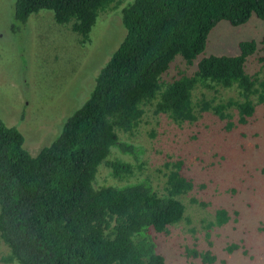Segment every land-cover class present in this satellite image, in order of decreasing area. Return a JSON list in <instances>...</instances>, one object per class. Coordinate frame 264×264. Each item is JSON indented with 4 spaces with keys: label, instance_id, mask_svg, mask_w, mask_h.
Here are the masks:
<instances>
[{
    "label": "trees",
    "instance_id": "obj_1",
    "mask_svg": "<svg viewBox=\"0 0 264 264\" xmlns=\"http://www.w3.org/2000/svg\"><path fill=\"white\" fill-rule=\"evenodd\" d=\"M41 9L70 24L81 43L108 11L126 33L87 100L36 154L0 118V264H169L156 238L184 219L194 180L181 160L165 161L162 176H153L129 136L147 109L177 124L207 111L229 128L264 106V33L240 39L233 55L204 51L218 22L264 21V0H16L15 20ZM252 61L257 69L249 71ZM203 89L238 97L216 102ZM228 217L219 208L207 227ZM187 254L204 264L216 259L210 250Z\"/></svg>",
    "mask_w": 264,
    "mask_h": 264
},
{
    "label": "rangeland",
    "instance_id": "obj_2",
    "mask_svg": "<svg viewBox=\"0 0 264 264\" xmlns=\"http://www.w3.org/2000/svg\"><path fill=\"white\" fill-rule=\"evenodd\" d=\"M15 1L0 0V118L16 126L24 145L36 154L59 133L64 121L89 97L96 74L126 33L121 16L98 15L88 40L70 24L58 23L41 9L27 21L15 20ZM107 11V10H106ZM264 21L250 17L233 26L222 20L210 31L205 53L233 55L236 42L259 38ZM248 70L257 69L248 62ZM205 91L215 101L238 97L234 89ZM234 120L237 119L233 112ZM153 133V135H151ZM129 135L123 138L128 139ZM130 140L143 146L147 171L162 176L163 163L181 160L182 172L194 180L184 198V219L157 235L158 249L169 264H204L187 248L210 250L213 264H264V106L258 104L246 123L231 127L211 112L194 121L173 122L147 109ZM194 197L196 202H191ZM225 208L228 219L207 227ZM235 244L229 251L227 247ZM1 252L6 250L2 242Z\"/></svg>",
    "mask_w": 264,
    "mask_h": 264
}]
</instances>
